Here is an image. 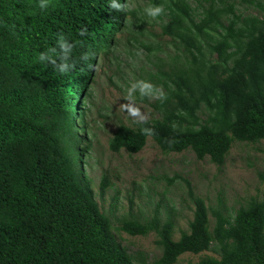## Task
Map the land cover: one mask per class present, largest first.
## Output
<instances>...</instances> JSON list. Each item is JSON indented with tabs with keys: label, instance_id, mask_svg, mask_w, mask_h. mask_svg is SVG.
Here are the masks:
<instances>
[{
	"label": "trees",
	"instance_id": "obj_1",
	"mask_svg": "<svg viewBox=\"0 0 264 264\" xmlns=\"http://www.w3.org/2000/svg\"><path fill=\"white\" fill-rule=\"evenodd\" d=\"M148 2L163 9L156 41L127 0H0V264H137L86 184V126L75 124L97 62L126 35L153 65L139 100L154 99L159 117L120 123L110 151L135 154L151 138L163 153L191 150L222 165L234 142L264 140V17L237 10L251 1ZM108 186L103 176L101 196ZM187 188L192 220L177 240L158 211L144 220L129 211L116 231L154 233L153 264L213 243L219 257L194 264H264V200L226 215Z\"/></svg>",
	"mask_w": 264,
	"mask_h": 264
},
{
	"label": "rangeland",
	"instance_id": "obj_2",
	"mask_svg": "<svg viewBox=\"0 0 264 264\" xmlns=\"http://www.w3.org/2000/svg\"><path fill=\"white\" fill-rule=\"evenodd\" d=\"M248 1L251 2L238 5V12L263 18L264 0ZM127 7L136 9L138 16H145L146 38L156 41L160 30L158 22H154L157 20L145 11L152 7L148 0H127ZM124 37L97 62L83 101V116H78L75 124L78 130L83 119L86 126L85 131L78 130L89 145L82 161L86 184L101 211L110 217L117 241L137 264H153L161 255L155 234L133 237L116 231L121 219L129 211L140 220L158 211L163 220L173 221V240H177L188 231L192 220L193 203L187 182L193 194L204 199L209 208H220L226 215L251 198L264 200V140L234 142L222 165L213 164L207 157L199 160L191 150L163 153L151 138L135 154L110 151L108 141L120 123L133 126L135 122L159 117V111L151 106L154 99L139 100L142 74L153 65L146 61L147 52L136 47L135 39L130 38L131 43H127L128 36ZM168 40L165 38L162 43ZM164 48L171 49L167 44ZM103 176L110 186L101 196ZM209 221L212 226L211 214ZM204 257H219L214 243L203 253L181 255L175 264H194Z\"/></svg>",
	"mask_w": 264,
	"mask_h": 264
},
{
	"label": "clouds",
	"instance_id": "obj_3",
	"mask_svg": "<svg viewBox=\"0 0 264 264\" xmlns=\"http://www.w3.org/2000/svg\"><path fill=\"white\" fill-rule=\"evenodd\" d=\"M110 6L114 9H118V10L121 8V5H119L118 3H115V2H113ZM145 11L149 17L156 18L157 16H159L162 13L163 9L159 6H157V7H150L148 9H146ZM144 87L147 88L150 86L145 85Z\"/></svg>",
	"mask_w": 264,
	"mask_h": 264
}]
</instances>
